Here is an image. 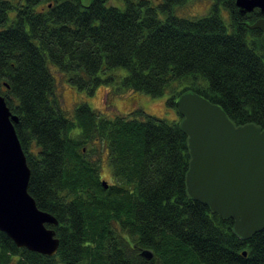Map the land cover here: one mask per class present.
<instances>
[{"label": "trees", "instance_id": "1", "mask_svg": "<svg viewBox=\"0 0 264 264\" xmlns=\"http://www.w3.org/2000/svg\"><path fill=\"white\" fill-rule=\"evenodd\" d=\"M27 0L25 21L11 22L0 0V93L20 119L16 131L39 209L59 222L50 257L20 249L0 232V264H264V230L244 241L233 220L192 200L190 156L177 100L194 92L219 105L237 126L264 128L261 33L218 11L188 19L165 0H66L47 13ZM182 1V0H180ZM153 4V5H152ZM232 10L231 6H227ZM54 68L89 94L103 84L159 98L180 117L168 122L102 117L88 104L62 109ZM128 71L120 78L116 72ZM107 149L114 183L105 189L95 157ZM153 250L151 261L141 256ZM247 252V256L243 255Z\"/></svg>", "mask_w": 264, "mask_h": 264}, {"label": "water", "instance_id": "2", "mask_svg": "<svg viewBox=\"0 0 264 264\" xmlns=\"http://www.w3.org/2000/svg\"><path fill=\"white\" fill-rule=\"evenodd\" d=\"M236 5L241 15L255 8L264 11V0H237ZM248 28L261 31L264 48V19ZM177 109L190 156L188 196L233 220V233L240 239H251L264 230V128L237 126L219 105L194 92L182 94ZM19 122L0 93V232L20 249L53 257L60 239L47 226L59 222L39 209L28 191L31 170L16 131ZM141 256L151 261L154 251L143 250Z\"/></svg>", "mask_w": 264, "mask_h": 264}, {"label": "rangeland", "instance_id": "3", "mask_svg": "<svg viewBox=\"0 0 264 264\" xmlns=\"http://www.w3.org/2000/svg\"><path fill=\"white\" fill-rule=\"evenodd\" d=\"M155 6L158 0H151ZM111 6L125 9L118 0L108 2ZM152 4V5H153ZM229 5V4H228ZM226 3L218 10L227 25L231 23L229 17V7ZM173 11L182 18H198L212 13L209 0H182L173 4ZM54 75L57 82V95L60 98L61 107L68 117L73 118L76 110L83 104H88L96 113L102 117L113 119L117 116L138 118L139 110L143 109L147 114L168 122L180 120L174 108L168 105L170 92L159 98H152L146 94L126 91L121 89L118 83L103 84L96 88L94 94H89L87 90L80 89L73 85L62 73L54 68ZM120 78L128 75V71L120 69L116 72ZM95 160L100 165V175L102 181L108 184L114 183V176L110 165V156L107 149H99Z\"/></svg>", "mask_w": 264, "mask_h": 264}, {"label": "flooded vegetation", "instance_id": "4", "mask_svg": "<svg viewBox=\"0 0 264 264\" xmlns=\"http://www.w3.org/2000/svg\"><path fill=\"white\" fill-rule=\"evenodd\" d=\"M5 2H7V13H8V17L9 20L11 22L15 21V22H19V21H25L26 18L24 15H22L21 13V9L24 6H27V0H4ZM180 1V0H179ZM210 1V7L212 10V12L218 11L223 5L224 3H226L228 6L232 7V10L229 9L230 13H229V17L232 20V15L234 16V19L241 23L239 21V18H243V23L246 25V27L248 28V26L253 25L255 22H257L258 20L264 19V11L262 8H255L253 9L251 12H248L245 15H241L240 11L236 5L237 0H209ZM82 7L87 9L90 8V6H92L93 4V0H80ZM158 2H160L159 4L156 3V5H160V4H164L165 0H158ZM64 3H66V0H49V1H38L34 6L33 9L35 10L36 13H47L50 10H52L54 7L56 6H60L63 5ZM108 6L109 5L108 3ZM116 6L118 7V5L116 4ZM220 14V13H219ZM249 29V28H248ZM251 30V29H249ZM254 31V30H252ZM259 31V30H258ZM261 33V31H260ZM262 36V33H261Z\"/></svg>", "mask_w": 264, "mask_h": 264}]
</instances>
